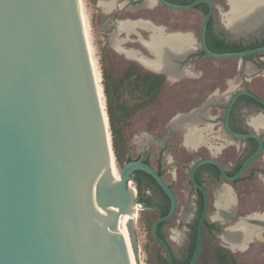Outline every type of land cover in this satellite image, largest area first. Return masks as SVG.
<instances>
[{
	"label": "water",
	"instance_id": "1",
	"mask_svg": "<svg viewBox=\"0 0 264 264\" xmlns=\"http://www.w3.org/2000/svg\"><path fill=\"white\" fill-rule=\"evenodd\" d=\"M105 1H98V6ZM155 2L175 10L208 3L210 12L201 27L200 46L210 57L244 59L264 53V46L222 54L210 51L206 31L214 7L209 0L189 5ZM126 21L151 23L144 19L121 22ZM226 28L231 32L227 24ZM148 40L140 38L142 44ZM198 47L193 40V49L171 62L179 70L181 62ZM129 49L154 60L150 52L152 58ZM244 93L236 92L231 98L226 119L233 102ZM105 108L108 114L79 0H0V264H141L134 211L137 206L141 211L150 208L138 202L129 184L135 183L136 171L152 176L171 200L169 213L155 222L153 234L169 263L176 264L159 228L175 216L177 197L163 177L142 160L120 166L116 157L121 178H115L110 117L108 114L107 124ZM205 163L222 169L211 159L200 160L192 168V180L203 192L205 205L190 264L200 261L203 228L210 214L207 193L194 179L197 168ZM252 224L264 230V220Z\"/></svg>",
	"mask_w": 264,
	"mask_h": 264
},
{
	"label": "flooded vegetation",
	"instance_id": "2",
	"mask_svg": "<svg viewBox=\"0 0 264 264\" xmlns=\"http://www.w3.org/2000/svg\"><path fill=\"white\" fill-rule=\"evenodd\" d=\"M147 1L121 0L118 3L119 7L112 14V22L118 24L127 19H144L151 21L152 24H150L155 28L156 26L162 27L164 32L185 34L188 33L180 29H191L192 27L198 30L196 34L191 35L199 47L194 54L181 62L179 71L183 75L173 81L174 84L178 83V86L165 92L163 118L157 122L154 116L147 119L146 131L143 135L164 143V165L161 166L160 161L155 167L151 161V154L146 151H142L137 157H131V155L128 157L131 161L142 160L148 163L158 173L163 172V179L173 190L178 201L177 212L171 220H179L177 216H182L181 221H183L185 214H190V217H187L188 222H191L188 224L189 242L190 225L199 221L205 205L203 192L192 180V168L200 160L211 159L217 162L225 173L216 164L205 163L197 168L194 179L207 193L210 214L206 217L205 223L216 224L213 232L221 238L226 228L235 225L240 219L264 215V127H258L256 124L258 118L264 122V53L244 59L210 57L200 46L201 27L210 12L208 3H202L190 10H175L155 0L152 6H148ZM166 1L178 5H189L198 0ZM209 1L214 7L206 31V45L210 51L222 54L248 50L245 48L248 45L264 46V12H262L259 25L255 27L256 31L235 34L229 29L232 34L227 30L224 22V15L230 11L228 0ZM188 16L197 18L198 22L191 24L186 22ZM149 37L148 32L138 29L136 33L130 35V40L126 45L132 43L135 47L130 48L139 50L145 56L152 58L144 47V43L140 41V38L147 40ZM121 39H126V37H121ZM241 45L243 48H238ZM249 64L256 70L247 72ZM168 79L170 80V77ZM240 91L245 93L239 95L233 102L228 119H226L229 102L235 93ZM150 108L142 109L140 112L143 113ZM140 112L135 116L141 114ZM177 118H180V123H182L178 126L175 125ZM192 118L196 120V128L201 133V139L189 146L184 132L187 123L193 120ZM128 121L131 127L128 128L127 134L128 136L132 134L131 142H134L136 137L131 124L134 121L132 119ZM259 152V157L241 176L235 178L245 164ZM225 174L233 179H228ZM133 177L139 195V184L143 193L144 185H149V183H142L143 176L138 174V171L134 172ZM224 191H229L233 197V208L220 210L216 219L213 215L217 213V202ZM146 193L152 198V204L155 206H148L149 202L145 200L141 203L150 208L145 211L158 213L165 211L161 207L168 206L169 203L155 186L151 185L147 188ZM181 208H188L184 210L183 215L179 212ZM188 222L183 221V223ZM220 228L223 229L222 232L219 231ZM261 233L260 240L264 237V230ZM248 249L249 247L246 250Z\"/></svg>",
	"mask_w": 264,
	"mask_h": 264
},
{
	"label": "bare ground",
	"instance_id": "3",
	"mask_svg": "<svg viewBox=\"0 0 264 264\" xmlns=\"http://www.w3.org/2000/svg\"><path fill=\"white\" fill-rule=\"evenodd\" d=\"M119 0H109L105 2H100L99 7H101L105 12L110 13L112 9H115V6ZM82 14V22L84 25V30L86 34V39L88 43V48L90 51V56L94 65V70L98 83L100 85V93L103 95L104 88L103 85V75L101 72V67L99 65V60L97 58L96 48L92 38V24L91 17L88 13L86 0H79ZM230 6V12L224 15V22L227 24V27L233 31L235 34L238 32H252L255 30L260 23L262 18V12L264 9V0H228ZM154 4L153 0H148L146 5L152 6ZM256 27V28H255ZM255 28V29H254ZM137 29H143L149 34V40L144 42L145 47L153 55L154 60H149L142 57L138 52L134 50L119 51V53H124L128 58L137 60L140 62L146 69L151 71H160L169 75L170 80H178L183 73H181L177 67L171 62L172 58L180 59L184 56L186 52H189L193 49V39L191 34H178V35H165L163 34L162 29H157L153 27L150 23L138 21V22H119L118 32H125L128 35L134 33ZM240 36V35H239ZM252 70V68H250ZM236 82V81H235ZM105 97V95H104ZM105 118L108 124V114L105 108ZM189 121L185 127L187 145L192 146L201 139V133L195 127L196 120ZM180 118L176 119L175 125L178 126L180 123ZM187 120V119H186ZM258 127H264V122L258 118L256 122ZM108 134L110 138V143L112 145L113 138L111 134V129L108 124ZM144 137L140 138L137 142L143 143L145 140H149V136L143 135ZM203 139V138H202ZM150 142V140H149ZM148 143V142H147ZM116 154L112 150L113 157V173L117 180H120L121 173L116 163ZM132 188L136 191V188L131 184ZM233 208V197L229 191H224L221 198L217 202V213L213 215L214 218H218L219 211L222 209H231ZM141 208L137 206L134 211V223L138 224V212ZM228 212V211H227ZM190 217L189 213H186L184 216V222H188ZM256 220H264V215H255L254 217L243 218L238 221L235 226L229 227L226 229L225 233L222 235V241L231 248L234 252H245L246 249L252 244L255 240L261 238V230L257 229L252 222ZM173 240L179 245H184L183 238L184 234L175 232ZM140 261L141 255L139 254ZM142 264V261H141Z\"/></svg>",
	"mask_w": 264,
	"mask_h": 264
},
{
	"label": "trees",
	"instance_id": "4",
	"mask_svg": "<svg viewBox=\"0 0 264 264\" xmlns=\"http://www.w3.org/2000/svg\"><path fill=\"white\" fill-rule=\"evenodd\" d=\"M95 1L98 2L100 0ZM257 47L258 46L255 45H248L245 48L253 49ZM238 48H243V45L239 46ZM110 49L102 50L101 65L104 79L103 84L107 97V108L113 135L114 151L120 166H124L126 163L131 162V158L128 157V154L132 140V134L129 136L127 134L128 128L131 127L128 120H131V118H133V116L142 109L149 108L161 100L165 93L167 77L163 74L154 73L141 66L137 62L129 60L128 62H125L126 67L122 69L120 66L123 64H119L116 60L118 53L114 49ZM125 94L128 95V100L124 98L126 96ZM159 173L162 176L163 172L160 171ZM138 174L143 176L141 180L142 183H149V185L146 184L147 186L144 185L143 193L140 184L138 183L139 203L147 200L149 202L148 206H155L152 204V198H150L146 193L147 188L151 187V185L155 186L169 203L168 206L161 207L162 210H165L162 213L152 211L143 212V214L146 216L145 220L148 225V229L150 230L152 237L156 240L153 234L155 222L160 217L166 216L168 214L170 209V200L152 176L143 171H138ZM171 224L172 220L161 224L159 228V234L170 246L176 264H190L195 250L198 222L196 221L194 224L190 225V248L188 250L187 256L183 259L179 257V253L175 251L174 247L165 234V228ZM214 227H216V224H211L208 222L205 223L203 228V242L208 244V248L211 250L216 264H240L237 257L235 256V253L220 244L217 235L213 232ZM222 230L223 229L220 228L219 231L222 232ZM156 242L159 246V249L165 252L157 240ZM159 263L170 264L166 256L160 257Z\"/></svg>",
	"mask_w": 264,
	"mask_h": 264
},
{
	"label": "rangeland",
	"instance_id": "5",
	"mask_svg": "<svg viewBox=\"0 0 264 264\" xmlns=\"http://www.w3.org/2000/svg\"><path fill=\"white\" fill-rule=\"evenodd\" d=\"M120 1L117 2L115 9H112L110 13H108L98 6L97 1L86 0L88 13L91 17L92 38L96 48V53H97L96 55L99 60V65L101 67L100 69H102L101 57H102L103 49L109 50L110 48H112L115 51L117 50L118 56L116 60L119 64H123L122 66H120V68L124 69L126 67L125 62H128L130 58L127 59L128 57L124 53H119V51L121 50L128 52L129 50H131L129 49L130 47H135V45H133L132 43L126 45L128 40L121 39V37L125 38L127 36H130L136 33L138 29L135 30L134 33H131L130 35H128L125 32H118L119 23L118 24L114 23L111 20L112 14L119 7L118 3ZM186 22L191 24L194 22H198V19L193 16H188L186 18ZM116 29L117 31L115 32ZM180 30L192 35L196 34L198 31L197 29L192 27L191 29L181 28ZM141 48L144 49V47ZM250 68H252V70H250ZM246 70L247 72H252L255 71L256 69L251 64H249ZM167 76L169 77V75ZM174 86H178V83L174 84L173 80H169L167 78L165 92L169 91V89ZM125 95L126 96L124 98L128 100L129 99L128 95L127 94ZM164 109H165V99L163 95L161 100L155 105L151 106V108L148 111L138 114L137 116L134 115V117L131 118L134 121L131 122V124L133 125L132 130H134L133 134L135 135L136 138L134 142L130 143L128 155H131V157H137L142 153V151L149 152L151 154V161L155 167L159 164L160 161L162 162L161 166H163L165 163L164 155H163L164 143L160 140L154 141L152 140V138L151 139L149 138L150 142L149 140H145L143 143L137 141L140 138L144 137L143 133L144 131H146L147 119H151V116H154L156 122L158 120H161V118H163ZM195 127H196V123H195ZM186 209L188 208H181V210H179L181 215L184 214V210ZM138 216L139 217H138V224L136 225V235L138 238L139 254L141 255L142 264H160L159 263L160 257L166 256V253L159 249L156 240L152 237V234L148 229V225L145 220L146 216L143 214V212L140 209L138 212ZM181 217L182 216H177L179 220L174 219L172 221V224L165 228V234L168 237L169 241L171 242L172 246L174 247L175 251L179 253V257L183 259L187 256L188 248L190 244L188 238V234H189L188 224H191V222L183 223V221H181ZM176 231L184 234V238H183L184 245H179L172 239ZM218 240L219 242L226 245L220 237L218 238ZM235 256L237 257L240 264H264V237L262 240L258 239L255 240L254 243L250 244L249 249L247 251L235 253ZM198 264H216L213 254L211 250L208 248V244L204 242H203L201 258Z\"/></svg>",
	"mask_w": 264,
	"mask_h": 264
},
{
	"label": "built area",
	"instance_id": "6",
	"mask_svg": "<svg viewBox=\"0 0 264 264\" xmlns=\"http://www.w3.org/2000/svg\"><path fill=\"white\" fill-rule=\"evenodd\" d=\"M129 184L131 185V184H133L134 185V183L132 182V181H129ZM135 186V185H134ZM135 188H136V194H137V196H138V190H137V187L135 186Z\"/></svg>",
	"mask_w": 264,
	"mask_h": 264
}]
</instances>
